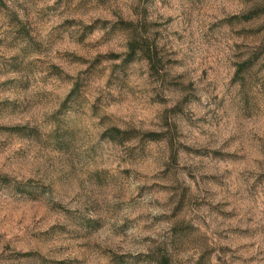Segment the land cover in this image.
Masks as SVG:
<instances>
[{
  "label": "rangeland",
  "instance_id": "rangeland-1",
  "mask_svg": "<svg viewBox=\"0 0 264 264\" xmlns=\"http://www.w3.org/2000/svg\"><path fill=\"white\" fill-rule=\"evenodd\" d=\"M0 264H264V0H0Z\"/></svg>",
  "mask_w": 264,
  "mask_h": 264
},
{
  "label": "trees",
  "instance_id": "trees-1",
  "mask_svg": "<svg viewBox=\"0 0 264 264\" xmlns=\"http://www.w3.org/2000/svg\"><path fill=\"white\" fill-rule=\"evenodd\" d=\"M167 262H168V260H167Z\"/></svg>",
  "mask_w": 264,
  "mask_h": 264
}]
</instances>
